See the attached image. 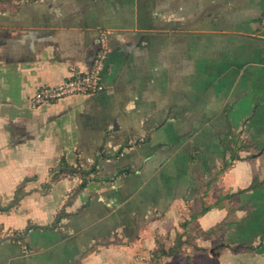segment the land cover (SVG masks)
I'll return each mask as SVG.
<instances>
[{
    "label": "crops",
    "instance_id": "crops-1",
    "mask_svg": "<svg viewBox=\"0 0 264 264\" xmlns=\"http://www.w3.org/2000/svg\"><path fill=\"white\" fill-rule=\"evenodd\" d=\"M263 12L0 0V264H264ZM102 30L101 91L33 106L90 69ZM62 157L97 171L45 190ZM179 235L183 255L208 251L157 253Z\"/></svg>",
    "mask_w": 264,
    "mask_h": 264
},
{
    "label": "built area",
    "instance_id": "built-area-1",
    "mask_svg": "<svg viewBox=\"0 0 264 264\" xmlns=\"http://www.w3.org/2000/svg\"><path fill=\"white\" fill-rule=\"evenodd\" d=\"M264 25V12L262 15ZM109 31L102 30L98 48L89 70L73 69L69 76L56 85H42L30 97L33 106L51 103L81 93H96L102 89V73L109 51Z\"/></svg>",
    "mask_w": 264,
    "mask_h": 264
},
{
    "label": "trees",
    "instance_id": "trees-1",
    "mask_svg": "<svg viewBox=\"0 0 264 264\" xmlns=\"http://www.w3.org/2000/svg\"><path fill=\"white\" fill-rule=\"evenodd\" d=\"M139 140L136 141V143H138ZM121 151H118L115 155H119ZM96 164L92 165L90 168L85 169V168H78L77 166H73L70 165L64 157H62L59 160V164L57 165V167L52 168L50 170V180L47 182V184L45 185L44 189H48L50 184L56 180H58L61 176L63 175H74V174H81L83 176V183L81 184V188L85 186L87 180L90 179V175L94 172H96ZM24 193V184L20 185L17 188L16 191V198H18L21 194ZM15 198V199H16ZM58 219V218H57ZM184 240L182 239V235L177 236V239L175 240V243L169 248V249H160L157 251V253H159L160 255H179L182 256L183 259L185 260H193V253L194 252H205L208 251L207 249H203L200 247H196L194 252L192 253H186L183 255V250H182V244H183Z\"/></svg>",
    "mask_w": 264,
    "mask_h": 264
},
{
    "label": "water",
    "instance_id": "water-1",
    "mask_svg": "<svg viewBox=\"0 0 264 264\" xmlns=\"http://www.w3.org/2000/svg\"><path fill=\"white\" fill-rule=\"evenodd\" d=\"M212 255H217V251L215 248H211L209 251Z\"/></svg>",
    "mask_w": 264,
    "mask_h": 264
}]
</instances>
